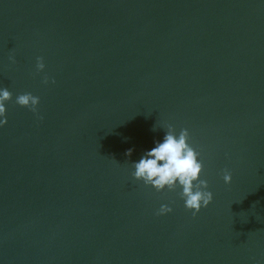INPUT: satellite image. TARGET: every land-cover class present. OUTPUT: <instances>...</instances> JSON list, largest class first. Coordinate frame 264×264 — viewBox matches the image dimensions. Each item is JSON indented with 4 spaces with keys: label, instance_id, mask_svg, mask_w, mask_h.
<instances>
[{
    "label": "water",
    "instance_id": "1",
    "mask_svg": "<svg viewBox=\"0 0 264 264\" xmlns=\"http://www.w3.org/2000/svg\"><path fill=\"white\" fill-rule=\"evenodd\" d=\"M4 87L0 264H264V0H0ZM169 124L213 193L195 217L132 176Z\"/></svg>",
    "mask_w": 264,
    "mask_h": 264
},
{
    "label": "clouds",
    "instance_id": "2",
    "mask_svg": "<svg viewBox=\"0 0 264 264\" xmlns=\"http://www.w3.org/2000/svg\"><path fill=\"white\" fill-rule=\"evenodd\" d=\"M11 63H16L15 55L9 56ZM36 74L43 73L45 63L43 57H37ZM49 82L55 84V80L43 76L42 83L47 85ZM12 99V92L7 87L0 88V127L7 124L6 102ZM19 106L26 107L39 116L38 106L40 98L30 92L19 94L15 101ZM166 133L163 142L157 141L155 147L146 151L138 162L132 164L134 171L132 176L136 181H143L146 186H151L157 192L175 191L178 188L179 196L184 201V207L191 211L195 217L202 208L208 207L213 201V193L209 190V183L202 179L201 175L204 164L200 153L189 143L190 133L187 128L176 132L172 125L163 127ZM157 129L154 126L153 131ZM133 149L126 151L127 156H131ZM225 184H231L232 173L227 169L223 172ZM168 204H161L156 215L161 216L172 212Z\"/></svg>",
    "mask_w": 264,
    "mask_h": 264
}]
</instances>
